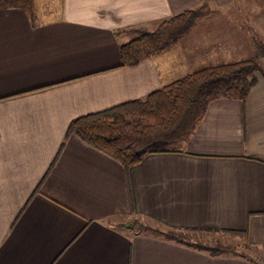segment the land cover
<instances>
[{
	"label": "crops",
	"instance_id": "obj_1",
	"mask_svg": "<svg viewBox=\"0 0 264 264\" xmlns=\"http://www.w3.org/2000/svg\"><path fill=\"white\" fill-rule=\"evenodd\" d=\"M234 3L35 0L31 13L0 11V264H264V163L252 159L264 160L261 73L245 101H212L178 152L127 170L68 134L77 118L244 56L264 22L243 20L246 2L233 15ZM198 8L185 39L121 67L119 47L138 30ZM126 222L229 232L249 252L211 256Z\"/></svg>",
	"mask_w": 264,
	"mask_h": 264
},
{
	"label": "trees",
	"instance_id": "obj_2",
	"mask_svg": "<svg viewBox=\"0 0 264 264\" xmlns=\"http://www.w3.org/2000/svg\"><path fill=\"white\" fill-rule=\"evenodd\" d=\"M34 1L0 0V11L19 9L31 13ZM199 17V8L186 10L161 21L154 30H138L132 39L119 47L121 67H134L148 56L167 51L189 33ZM250 40L254 48L253 58L195 69L141 99L73 120L68 134L76 135L126 170L148 155L178 152L212 101L231 99L243 102L256 83L255 74L259 72L264 76L261 63L264 43L253 35ZM252 159L264 163L257 157ZM128 228L207 251L211 256L235 252L228 246L195 242L192 234L198 230L150 226L141 222L130 224Z\"/></svg>",
	"mask_w": 264,
	"mask_h": 264
},
{
	"label": "rangeland",
	"instance_id": "obj_3",
	"mask_svg": "<svg viewBox=\"0 0 264 264\" xmlns=\"http://www.w3.org/2000/svg\"><path fill=\"white\" fill-rule=\"evenodd\" d=\"M241 2L242 3L246 2V4H244V6H243L244 11L246 12L244 15H242L243 20H247L249 22V25H250V20L257 16L259 18V21H261L262 23L264 22V0H236V3H234L231 6L233 15L239 14V12L236 11V8L238 7V4H242ZM203 24H205V23H203ZM219 24L224 25V22H219ZM156 27L157 26H155V28ZM155 28H153L152 30H154ZM196 28L197 27H195V29ZM222 29L228 30L230 28H227V29L222 28ZM236 33L237 32L232 29V34L234 35V38H235ZM251 35L255 36L257 39H259L260 41H262L264 43V32H262L260 30H256V29L251 30L249 32V47H248L247 53L244 56H240V57L245 58V59H250V58L254 57V48H253V45L251 44V40H250ZM185 36H183V37H185ZM183 39H185V38H183ZM183 39H181V40H183ZM193 40H194V37H193ZM240 57L237 55L231 59H232V61H235L237 59H240ZM191 71H193V70H191ZM143 223H146L147 225L154 226V224L150 223V222H143ZM129 225H130V223L126 222L124 227L127 228ZM129 231L135 232L132 229H130ZM137 231L141 232L140 230L136 229V232ZM141 233L147 234L148 232L144 231ZM192 235H193L192 236L193 240L195 238L197 243H202V244L208 245V246H216V245H219L221 247L229 246V247L233 248L235 253L237 252V253L245 254V253L249 252V248L245 244L244 239L242 237H239L236 235H230V234H226V233H214V232L207 233V232H203V231L197 232L196 234H192ZM202 239H204V240H202ZM207 239H210V241H208ZM224 245H226V246H224Z\"/></svg>",
	"mask_w": 264,
	"mask_h": 264
}]
</instances>
